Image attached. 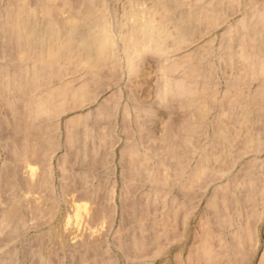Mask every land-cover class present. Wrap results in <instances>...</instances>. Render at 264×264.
Instances as JSON below:
<instances>
[{
  "label": "rangeland",
  "instance_id": "rangeland-1",
  "mask_svg": "<svg viewBox=\"0 0 264 264\" xmlns=\"http://www.w3.org/2000/svg\"><path fill=\"white\" fill-rule=\"evenodd\" d=\"M29 1L30 6L35 7L31 8L35 9V11H38L41 16L44 14V12L45 16L43 15V17L46 18L49 15L51 17V15L54 14V16L51 17L50 21L51 23L53 22V26L50 27V23L48 25V21L44 20L45 18L43 19L40 16V18L38 19H40L42 24L39 20V23H37L38 21H36V27L41 24L39 25L40 27H37V29L41 30L44 25H48L42 30L48 29V27H50V29H54L53 32L57 33L58 29L57 27L55 28L54 21H52L56 20L55 24H58V26L61 28V30H59V32L57 33V38H59L58 40H62V36L63 38H65L67 43H70L69 39L73 38L71 39V41H74L75 44H78L79 47L77 46V49L81 47L80 44H84L85 41L92 40V36L97 27V23L102 21L104 18L106 20L104 23L109 29V34L117 42V45H120L122 43L121 40L123 39L125 32H127L129 23L133 19L129 17V13L133 9H137V11L141 13L143 12V9L145 11L148 10V13L150 9H154V12L152 11L149 13V16H151L153 13L155 14H153L154 20L161 19L160 16L164 17L163 14L165 12H169L170 14L172 13L170 16H173V19L171 17L170 20L168 19V27L171 29V31L173 30L172 33H174V31L176 34L182 32L180 31V29H182V25H184V22L182 21L181 16H179V13H177L176 9L172 8V10V6L167 4V2L170 0H163L165 1L164 3L162 0H158L161 3L157 0H92V8L90 7L91 9H87L88 5H86V3L84 2H78L80 4L75 3L82 0H62V2L60 0H56L55 2L46 0L45 3L43 0H35V3L39 7V9L37 6H35L36 4L33 3V0ZM39 1L40 5L38 3ZM71 1H73V4ZM172 1L176 5L177 3L180 4L179 8H181L180 11L183 15L194 17V19H196L195 24L191 22H185V25L189 24L188 26L193 27L191 28V32H193V30H196L194 34L191 32L189 33L190 28L188 29V27L184 25L186 27V29H184L186 34L188 32L187 35L190 36H187L189 39H185L187 41L177 44V47L176 45L174 47H171L167 43L169 40H171L169 41V44L173 45L172 37L170 36L166 42L168 48L171 49H168V51H166L168 52V54L165 52V49L167 48H165V46H167L166 43L162 46V48L164 47V50H161V46L157 45V47L153 46V48L151 46L152 50L150 47L148 50H143L145 54H142V57H144L145 61L139 58L141 56L139 54H137V57H135L136 60H138L139 58L137 62H144L140 63L141 68L138 65L139 63L137 64L136 62V65L138 66L135 65V58H133V61H131V59H128L126 61L129 65H131V67L133 66L132 68H138L133 71L130 70L131 68L129 65L121 62V60H119V63L118 61H116L115 66H113V63H102L103 65L93 62H91V64L88 62L89 65L85 64V62L84 64L81 62L79 63V65H76V63L72 62L69 63L68 66L70 70L69 68L66 69L69 70L67 72L63 70V83L69 84H67L66 87H82L85 82L86 85H89V82L90 85L87 86V88H90V93L86 97H78V99H76L77 96L75 98L72 97L73 90H71V88L69 90L70 96L64 100L61 107L58 108L57 111L59 112L66 107H72L70 108L71 110L66 113L67 115L73 113L76 110L89 109L98 102L99 98H103L109 95L112 91L120 89L121 93L123 92V94H136L139 96H143L145 100L148 99L145 102L143 101L142 104L150 105V109H152L151 111L155 115V119L158 118L161 120L165 118L166 126L173 124H178L181 126L182 122L185 121L190 114L189 109L186 108L185 105L182 106L183 102L180 103V98H178L179 95H177V99L176 97H174V95H172V99L175 98V102H172V100L170 99L171 95L169 96L167 93H165L167 91L166 87L172 80H170L171 77L175 78L179 75L182 76V73L185 72L184 70H187L188 74H191L190 76L192 77L196 75L195 73L198 72V75L194 76L193 78H196L197 80L200 77H205V79L207 77V83L204 82L205 79L202 80V82L205 83V86L202 87L206 88L207 85H211V89H214L209 90V87L207 86L206 91L210 92L208 97L211 99V102L215 107L212 108V110L207 115V119L205 120V122H203V127L205 126L207 134L204 133V135L203 133H200V130H198L196 150V163L198 165V162L200 164L201 159L204 161L203 152L204 150H206L204 147L205 144H207L208 147L212 144V146H210V148H212V152L218 149L222 152L224 151L221 149V146L225 147V145H217L220 143H215V129L218 128L216 114L219 113V108L224 104H228V108H230L229 115H231L230 111L232 109V105L235 102H242L243 100H245V104L246 102H253V98L257 94V92H259V90L264 94V53H262V55H257L256 53H254V56L257 55L255 56V58L253 55H251V53L254 52L252 51L253 48L251 47V45L253 46V44L256 43V40H254V34L253 36L251 35L253 32H250L253 28V30H256L257 26L264 29V0ZM47 2L55 8L54 13L51 7V9L49 10L51 14L46 13L45 10H47L50 6ZM56 2H61L62 4ZM14 3L15 2H12L11 0H0V23L2 21L1 13H3V21L7 19L5 22H8L7 24H9L10 21L8 20L10 19L7 15V9L10 11V6L8 5H14ZM46 3L48 7H46ZM13 5L12 9H14ZM220 6L223 7V10L221 12H219L220 10H218V7ZM55 11L57 12L58 17H56L57 15ZM169 13H167V15L164 14L165 17L168 16ZM176 13L177 17H180V21L177 20L178 18L176 17ZM145 15H147V11ZM167 18L168 17H166V19ZM57 19H61V26ZM62 19L66 22H62ZM174 20L176 24L174 23ZM3 21L2 23H4ZM2 23L0 24V26H4L2 28L0 27V32H5L4 30H6L7 24L4 23L2 25ZM7 29H9V25ZM177 29H179V31ZM9 31L10 30L6 31L8 32V34L6 33L8 37H10L11 35H9ZM28 34L30 33H28L27 31L26 34L23 35V38L20 37L24 40V37L27 35V37L25 38L26 40L22 43V46H27L29 42ZM7 35L5 36V34L3 33L2 38L0 37L1 43L3 42L1 44L3 48H0V65H5V67L3 66L2 69V72L4 74L1 72L2 67H0V73L2 74L0 77V81L2 83H6V86L3 84V88L1 86L2 83L0 82V264H50L47 263V260L44 257V247L40 246L38 240H36L34 237L36 229H29L27 224H23L27 223L26 218L22 212H20L19 214V208H15L14 206L16 205L17 207L18 198L28 202L31 194L28 191L20 192V196L18 194H14L16 192L14 185V175L16 172L13 168V164L15 163V161L16 163L17 161L18 163L19 161L21 163H24V167L22 166V172L27 173L30 166L28 157L30 155L32 145L34 146V144H31L30 148L29 144L27 143H19L21 139H25V137L22 138V136L26 128H20L18 115H20L21 112H24L26 107L25 105H19L18 102L16 104L15 101H18V93L16 97V95L14 96L12 94H9L10 92H8L9 88L11 87L10 90L13 89L14 87L12 86L16 84L15 81L12 82L13 78L11 76L13 75L14 80H16L17 75L14 76V74H12L10 75V77H7V68L9 69V73H11V66H16V64H12L13 61L10 62L11 60H9L11 57L10 55H12V57L14 56L12 58L13 60L16 56H18V54H16V50V56L15 54H13L14 47L11 52L12 43L13 45H16V48L22 46H20L19 44L21 40L19 38L20 34L18 38L15 39H18L17 42H15V40L14 42L11 41V38H13L12 35L9 39L7 38ZM59 35L61 36L59 37ZM69 36L71 37L69 38ZM5 37L8 40L7 42ZM66 37H68L69 39H66ZM130 38H132V40L130 41V43L133 44H131L132 46H137V44L139 45L136 39V41H133V39L135 38L134 36H131ZM4 42L7 43V45L8 42H10L11 47H9V45L7 47L8 49L10 48L9 50L11 53L8 49V51L5 49L7 47H5L6 44H4ZM74 43H72L71 45L75 46ZM67 47L70 48L69 46ZM120 48L121 46H118L117 54L121 56L122 52ZM157 48H159V50ZM247 50L248 52H252L246 54ZM159 51L163 54H161ZM7 52H9V56L7 55ZM72 53L73 51H70V55H72ZM140 53H142V51ZM198 53L199 56L197 55ZM249 54L250 57L248 58ZM164 55L166 56V58H164ZM191 55H193V58L191 57ZM194 56H196L197 59ZM6 57L9 59H7ZM191 58L194 61L191 60ZM255 59L256 62H250V60L255 61ZM188 60L192 62L188 64ZM129 61H131L133 65L129 63ZM196 62H199V64H197ZM117 67L119 72H117ZM173 67L175 68L171 72V69ZM195 67L197 68L196 71H194ZM109 69H111L112 71H109ZM105 72L110 76L112 75L113 78L111 77V79L110 77H108V74L104 76ZM114 73L116 75L121 73L122 74L120 76L118 75L119 77H114ZM208 73L209 76L207 75ZM101 74L104 77H102V79H99L101 77ZM185 74V77L188 76L187 72ZM160 75L161 79L159 78ZM55 77L56 76H54L53 78L51 77L53 79L52 82L54 83L57 82L56 79H54ZM8 78L11 79H9V82L7 83L8 80L5 81V79ZM103 78H105V82H103ZM109 78L111 79V81ZM166 78H169L170 81L168 82V79ZM95 79L97 82L104 84L102 86H99L100 84L98 83H96L97 85H94V83L96 82ZM164 80H166L165 83L167 82V85L163 84ZM198 81L201 84V80L198 79ZM159 82L160 84H158ZM199 83L197 82V85L196 82L194 83L196 85L195 87L198 86V90L199 87H201ZM10 84L12 85L9 86ZM162 84L165 88L162 87L160 91L159 88L161 87L159 86ZM2 88L4 90V93ZM15 88V91L12 90L13 93H16L19 87L15 85ZM156 89L160 91L162 97H158L159 93L157 94ZM192 91L194 92V90ZM199 92L201 96L202 94L204 96L205 89H201ZM260 92L259 94H261ZM163 93H165L168 97L166 96L167 98L164 97L163 99V96H165V94ZM200 95L199 97L201 98ZM5 96L6 99L3 98ZM155 96L161 100H159L160 103H164L163 106L155 104ZM8 98L11 99L8 100L10 101V103L7 101ZM161 98L163 99V101ZM166 99L169 100L168 102H170L171 100L172 105L168 103L171 108L168 105V107L166 106L167 102L165 101L166 104L164 102V100ZM112 103L114 102H110L107 104L112 105ZM180 104L182 107L180 106ZM157 107L159 110H163V112L160 111L159 114H156L157 112L154 109H156ZM217 109L218 111H216ZM13 115L15 116V119ZM182 119L183 121H181ZM169 120L175 122L169 123ZM261 120L262 119L257 120L259 122H257L255 128L252 129V133H255L256 139L254 140V142H252V144L250 143L251 145L244 143V134L246 133L243 129L240 128V126H238L237 124L235 125V123L232 121H223L224 123L222 122V125L226 130V133L228 134L227 136L228 140L231 142V148H228V150L225 147V155L223 154L221 158L211 159L210 162L208 161L207 167L208 165H210L212 169L206 168L207 174L203 172V177L201 176L202 173L198 174L197 172L198 263H200L199 261L201 260L203 264H262V262L264 264V137H261L264 131V121ZM166 126L164 129H166ZM10 128L12 129L11 132L14 136V140L12 136L10 138ZM19 135L21 136L20 138L18 137ZM209 140L211 144L210 142L208 143ZM208 170H210V172L212 171V173H210ZM2 171H4L3 174ZM36 171H38L37 168ZM32 175L33 172L31 174V177L34 178L35 174L33 176ZM204 175L206 177V181ZM251 230L253 231L252 235L249 232ZM205 233H207V235L209 236L208 241L206 237L204 239ZM241 236H243L244 238H241ZM204 251H206V253ZM199 254H201V257H199ZM52 260L54 264H76L75 257L65 256L58 258L54 256L52 257ZM80 261H82V259ZM91 262L92 259L90 260V262L87 261V263L89 264Z\"/></svg>",
  "mask_w": 264,
  "mask_h": 264
},
{
  "label": "crops",
  "instance_id": "crops-1",
  "mask_svg": "<svg viewBox=\"0 0 264 264\" xmlns=\"http://www.w3.org/2000/svg\"><path fill=\"white\" fill-rule=\"evenodd\" d=\"M23 97L15 102L26 107L28 142L34 144L28 161L38 171L33 178L32 166L22 172L24 163L15 161L14 194L31 195L14 206L24 214L23 224L36 229L47 263L67 256L76 264H203L197 155L182 125L157 118L148 127L141 120L152 110L142 104L148 99L120 89L67 115L72 107L57 110L68 92L50 113L37 112Z\"/></svg>",
  "mask_w": 264,
  "mask_h": 264
},
{
  "label": "bare ground",
  "instance_id": "bare-ground-1",
  "mask_svg": "<svg viewBox=\"0 0 264 264\" xmlns=\"http://www.w3.org/2000/svg\"><path fill=\"white\" fill-rule=\"evenodd\" d=\"M11 1L15 2V3H14V5L12 4L14 6V9H12L13 8L12 5H10V4L8 5V6H10V11L7 9V13H8L7 15L9 16L8 18L10 19V20H8V21H10L9 24H7L8 22L7 23L5 22L7 19L5 21H3V19H4L3 16L4 15H2L3 13H1L2 21L4 23H6L7 26H6V30H4L5 32H0V34H1L0 37L2 38V34L3 33L6 36L8 34V32H6V31L10 30L9 31V35L10 34L12 35L13 38H11V41L14 42V40L16 38H18L19 34H20L19 38L20 37L23 38V35H25L27 31L30 34H28L29 42H28L27 46L26 45L22 46V43L26 40L25 38L27 37V35L24 37V40L20 38L21 39L20 43L18 42L20 44V46H22V47L16 48L15 47L16 45H13V43L10 41L12 43V47H11L10 46V42H8L9 47H11V52H12V49L14 47L13 54H15V50H16V54H18V56H16V54H15V56L17 57V58L16 57L14 58L16 63L12 59L14 56L12 57V55H10L11 56L10 59L6 57L7 59L11 60L10 62L13 61L12 64L13 63L16 64V66L14 64H13L14 65L13 67L11 66V68H10V72L11 73H9V69L7 68V70H8L7 75L8 76L7 75L6 76L10 77V75H12V74H14V76L17 75L16 80H14L13 75L11 76L13 78L12 82L15 81L16 82L15 85H17V87H19L18 90H17L18 92L16 91V94L18 93V95H20V96L24 95L23 102H26V103L29 102V103L35 104L33 109L36 110L37 112L40 109H41V111L46 109L45 111H43L45 113H50L52 110L55 111V109L61 105V100L63 99V95L66 92H68V97L70 96V91L69 90L71 88H72L71 90H73L72 91V93H73L72 97L75 98L77 96L76 99H78V97H82V98L86 97L90 93V88L89 87L87 88V86L90 85L89 82H88L89 85H86V82H85V84H83L82 87H80V86H72V87L67 86L66 87V85L68 83L64 84L62 82V80L57 81L56 83L52 82L53 79L50 80V77L53 78L54 76H60L64 72L63 70L66 71V69L69 68V66H68L69 63H71V62L72 63H76V65L77 64L79 65V63H81V62L83 64H84V62H85V64H88V62L90 64H91V62L100 63V65L102 63H107V64L113 63L114 64L113 66H115L116 61H118V63H119L120 62L119 60H121V62H124L127 65H129L126 61L128 59L129 60L131 59V61H133V58L137 57V54L141 55L140 57L138 55V57L140 59H143V61H145L144 57H142V54H145L143 52V50H146V49L148 50L149 47L151 48V46H152V48H153V46H155V47L161 46L160 49L164 50V47L162 48V46H163V44H165L167 42V40L169 39L170 36L172 37V42L173 43L172 42L171 43L173 45L169 44V41H171V40H169L167 42L168 45H170L171 47H174L176 45V47H177V44H180V43H183L184 41H187L185 39L188 38L187 36H189V35H187L188 32L186 34L184 29H186V27H188V29L190 28L189 29V33H190L192 31L191 28H193L191 26H188L189 24L185 25V22L186 23H190L191 22L193 24H195V22H196V19H194V17H188V16L183 15L181 13V11H180L181 8H179L180 4L177 3V5H176L172 0H170V1H168L169 3L167 2V4L172 6L171 9L172 8L176 9L177 13H179V16H181V19L184 22V25L186 26L185 27L184 25H182L183 26V28H182L183 30L180 29V31H182V32H179L178 34H176L175 31H174V33H175L174 34V33H172L173 30L171 31V29L168 27L169 20L173 17V16L172 17L170 16L172 13L171 14L169 12H165L164 13L165 15H167V13H169L168 16H166V17H168L167 19H166L165 15L163 14L164 17L160 16L161 19L154 20L153 19L154 15H155L154 13H153L154 15L152 14L153 16L152 15L149 16V13L152 12L154 9L153 10L150 9L149 13H148V10H146L147 11V15H145L146 11L144 9H143V12H142L143 14L141 12L137 11V9H133L129 13V17L133 18V19L130 21V23L128 25L129 27L127 26L128 27L127 32H125V35H124L123 39L121 40L122 43L120 45L119 44L117 45V42L109 34V29L107 28L106 24L104 23L106 21L105 18H104L102 21L97 23V27H96V29H95V31L93 33L92 40L91 41H85V43L84 44H80L81 47L79 49H77L78 44H75L74 41H71V39H73V38H70L71 36H69L70 39L68 37H66V39L70 40V43H67L65 38H63L61 35H59V37L61 36L62 40H60V41L58 40L59 38H57V36H58L57 33L59 32V30H61V28L58 26V24L57 25L55 24L56 20H52V21H54V26H55V28L57 27V29H58L57 31L58 32L55 33V32H53L54 29H50V27L53 26L52 25L53 22L51 23L50 21H51V17L54 16L53 13H54V9L55 8L52 7V5H50L48 2L47 3L50 6L48 7L47 3H46V7H48V9H47L48 11L47 10H45V11H46V13L51 14V12H49V10L52 8L53 9V13H52L53 15H51V17H50V15L49 16L47 15L49 18L48 17L46 18V17H43V15L45 16V12L41 16L38 11H35V9H32L34 6L33 7L30 6V1L29 0H11ZM33 1H34L33 3H35V0H33ZM43 1H44V3L46 2V0H43ZM51 1L55 2L56 0H51ZM60 1L62 2V0H60ZM91 1L92 0H82V1H77V2L74 1V2L77 3V4H80L81 2H84V3H86V5H88V7H87V9H88V8H90L92 6V4H91L92 2ZM28 2H29V4H28ZM61 2H56V3L60 4ZM71 2L73 4V1H71ZM78 2H80V3H78ZM158 2H160V1H158ZM164 2L165 1H163V3ZM9 3H10V1H9ZM38 3L40 5V1ZM93 3H95V2H93ZM8 6H7V8H8ZM35 6H37V4ZM38 9H39V7H38ZM218 10H220L219 12H221L223 10V7L222 6L218 7ZM88 11H90V10H88ZM141 11H142V8H141ZM144 11H145V13H144ZM170 12H172V11H170ZM55 13L57 15L56 17H58V14H57L56 11H55ZM126 13H128V12H126ZM177 13H176V17H177ZM40 16L43 19L45 18L44 20L48 21L47 22L48 25L50 23V27H48V29L42 30L44 27H46L48 25H44V27H42L41 30L37 29V27H40L39 25L42 24L40 19H38V18H40ZM179 16L177 17L178 18L177 20L180 21L181 19H179L180 18ZM5 17H6V15H5ZM174 19H175V17H174ZM38 20L41 22V24H39L36 27V25H37L36 21H38ZM2 21H1V23H2ZM39 21L37 23H39ZM58 21H59V24L61 26V19H59ZM63 21L64 20L62 19V22ZM64 22H66V21H64ZM4 23H2V25ZM47 23H45V24H47ZM174 23H175V20H174ZM8 25H9V29H7ZM188 29H187V31H188ZM253 29L250 32H253L251 35L253 36V34H254V36H255L254 40H256V43L254 41L255 44H253L254 47L251 45V47L253 48L252 51H254V52L251 51L253 53L252 54L251 52H248V50H247L246 54L247 53H251V55L254 56V53H256L257 55L258 54L262 55V53H264V29H262L261 27H258V26H257L256 30H253ZM177 30L179 31V29H177ZM125 31H126V29H125ZM178 31H176V32H178ZM195 31L193 30V32H191V33L194 34ZM11 35H10V37H11ZM65 36H66V34H65ZM131 36L135 37L133 39V41L137 40L139 45L137 44V46H135V45L132 46L133 44L130 43V41L132 40V38H130ZM173 36H174V38H173ZM10 37H8V35H7L8 39ZM137 37L139 38V40H138ZM7 38L5 37L6 42L8 41ZM173 39H174V41H173ZM17 41H18V39L15 40V42H17ZM71 42L74 43L76 47L72 46ZM2 43H1V39H0V48L2 47L1 46ZM167 43H166V45H167ZM4 44H6L5 47L8 46L7 43L4 42ZM24 44H26V43H24ZM135 44H136V42H135ZM168 45L165 46V48L167 47L166 48L167 50L165 49V52L168 51V49L171 50L170 48H168ZM67 46H69L70 48H68ZM118 46H121V48H120V50L122 52L121 56L119 54H117ZM72 47H73V49L74 48H76V49L73 50ZM133 47L134 48L136 47V48L134 49ZM152 48H151V50H152ZM254 48H255V50H254ZM5 49L7 50L8 47L5 48ZM157 49L159 50V48H157ZM172 49H174V48H172ZM70 51H73L72 55H70ZM141 51H142V53H140ZM249 51H250V47H249ZM9 52H10V50H9ZM9 52H7L8 56H9ZM166 53L168 54V52H166ZM161 54H163V53H161ZM197 55L199 56V53ZM257 55H255V56H257ZM196 56H194V57H196ZM255 56H254V58H255ZM191 57L193 58V55H191ZM249 57H250V54H249L248 58ZM139 58H138V60H139ZM164 58H166L165 55H164ZM192 58H191V60H193ZM16 59H17V61H16ZM196 59H197V57H196ZM138 60H136V58H135V61H134L135 65H136V62ZM0 61H1V59H0ZM131 61H129V63H131L133 65V63ZM143 61H141L140 63H142ZM191 62L192 61H189L188 64H190ZM250 62L254 63V62H256V59H255V61L254 60H252V61L250 60ZM138 63L139 62H137V64ZM140 63L138 65L141 68ZM117 64H116V66H117ZM197 64H199V62ZM73 65H75V64H73ZM138 65H136V66H138ZM3 66L5 67V65H3ZM3 66L0 65V67H2L1 68V72H2ZM129 66L131 68L130 69L131 71H133V70H135L137 68L136 67L134 69V68H132L133 66L132 67H131V65H129ZM189 66H191V65H189ZM175 67H173L171 69V72L174 70ZM177 67H179V66H177ZM187 67H188V65H187ZM111 69H109V71ZM116 69L118 70V67ZM196 69L197 68L195 67L194 71H196ZM69 70H70V68H69ZM184 71L185 72L182 73L183 74L182 76L179 75L178 77H175V78L174 77L173 78L169 77L170 80L172 79L171 81L169 80V78H166V79H168V82L170 81V83H168L169 85H167L166 84L167 82L165 83L166 80H164L163 84L167 85V87H166L167 91L165 92V90H164V92L167 93L169 96L171 95L170 99L172 100V102H175V100H174L175 98L172 99V97H173L172 95H174V97H176V99H177V95H179L178 98H180L179 99L180 103L183 102L182 106L185 105V107L189 109V113L190 114L188 113L189 114V116L187 117L188 120L184 116L186 118V120L183 121V119H182L181 121L184 122V123L182 122V126L184 128V135L187 138L190 139L191 143H195V151H196L197 150V141H198V139H197L198 138V130H200V133L207 134V130H206L205 126L203 127V122H205V120L207 119L208 113L212 110V108H215V107H214V104L211 102V99L208 97L210 92L206 91L208 85L206 86V88H203L205 86L204 82L207 81V77L205 79V77L203 78V77L199 76L200 78H198V79L201 80V84H200L198 79L196 80V78H193L194 76L198 75V72L195 73L196 75H194L192 77V76H190L191 74H188L187 70H184ZM117 72H119V70ZM186 72H187L188 76L185 77V75H186L185 73ZM190 72H191V69H190ZM107 74L108 73L105 72L104 76H106ZM121 74H118V75L120 76ZM192 74H193V72H192ZM1 75L2 74L0 73V77H1ZM118 75H116L114 73L113 76L116 77ZM207 75L209 76V73ZM3 76H5V75H3ZM104 76H102V74H101V77L99 79H102V77H104ZM108 77L111 78L112 75L110 76L108 74ZM167 77H168V75H167ZM159 78L161 79V75L159 76ZM9 79H11V78L5 79V81L8 80L7 81V83H8ZM54 79H56V77ZM103 79H104L103 82H105V78H103ZM111 79H110V81H111ZM192 79H195L196 81L192 80ZM204 79H205V81L202 82V80H204ZM114 80H115V78H114ZM208 80H209V78H208ZM95 81H96V79H95ZM98 81H100V80H98ZM194 81L196 82V85H197V82L201 85V87H199V90L197 89L198 86L195 87L196 85L194 84L195 83ZM48 82L51 83L52 85L49 86V84H48L46 86V88L43 87V88L39 89V87L42 84L44 85V84H47ZM161 82H163V81H161ZM96 83L100 84L99 86H102L104 84V83L101 84L100 82L96 81L94 83V85H97ZM192 83L194 84V87H193ZM202 83H204V84H202ZM3 84L5 85L6 83L5 82L2 83V85H1L2 87H3ZM56 84H59V85H56ZM158 84H160V82ZM163 84L159 86V87H161V88H159V90L162 89V87L164 86ZM11 85L12 84H10L9 86H11ZM15 85L12 86V87L15 88ZM210 86H208L209 90H214V89H211L212 87H210ZM3 88H2V90H3ZM10 88H9L8 92L12 93L13 91H15L14 88L11 89V90H10ZM47 88H49V89H47ZM163 88H165V87H163ZM201 89L202 90L205 89L204 96H203L202 93H201L202 96L200 95L199 91ZM156 90H157V94L159 93L158 97H162L161 94H160L161 90L160 91L158 89H156ZM175 90H176L177 94L175 93ZM192 90H194V92ZM197 90H198L199 94H198ZM0 91H1V89H0ZM5 91H6V89H5ZM259 92H260V90H259ZM259 92H257V94L254 96L253 102L251 101L252 104H251V102L250 103L246 102V104H245V100H243L242 102H235L232 105V109L230 111L231 115H229V109L230 108H228V104L227 105L224 104L225 106L223 105L222 107L219 108V113L217 112L218 114H216L217 115L216 116V121H217L218 128L215 129V131H216V136H215L216 137V142L215 143H220V144H217V145H225L226 149H228V148L230 149L231 148V146H230L231 142L228 140V136H227L228 134L226 133V130L224 129V127L222 125L225 121H232V122L235 123V125L237 124L238 126H240L241 129L244 130V132L246 133V134H244L245 135L244 136L245 137L244 143H247V144L251 143L252 144V142H254V140L256 139L255 138L256 136H255V133L254 134L252 133L253 132L252 129H254L256 123L259 122L257 120L262 119L264 121V100H263L264 99V97H263L264 94L262 92H260L261 94H259ZM3 93H4V90H3ZM165 93H163V94H165ZM192 93H193L194 96L192 95ZM212 93H213V91H212ZM197 94H198V96H197ZM199 95L201 96V98L199 97ZM156 96H155L156 100H154V101H156L155 104L160 103V101H161ZM166 96L167 95L165 94V96H163V99ZM3 98L6 99V96L3 97ZM10 98H11V95H10ZM10 98H8L7 101L11 100ZM163 99H162V101H163ZM171 100H170V102H171ZM165 101L167 102V104H166ZM168 101H169L168 99L164 100L166 106L167 105L169 106V104L172 105V102L170 103ZM254 101H255V103H254ZM8 102L10 103V101H8ZM177 102H178V100H177ZM9 103H7V104H9ZM11 103H12V101H11ZM161 103L164 104L163 102H161ZM0 105H1V103H0ZM177 105H179V104H177ZM254 105H255V107H254ZM180 106H181V104H180ZM253 107L255 109L257 107V109L255 110ZM105 110L106 109H104V111ZM41 111H39V112H41ZM216 111H218V109ZM170 113H172V112H170ZM143 117L144 118H142L141 120H144L145 124L148 127L151 126L150 122L155 120V115L152 113V111L148 112V114H145ZM18 121L20 123V125H19L20 128H22V129L26 128V130L23 132V136H22V138L25 137V139L24 140L21 139L19 141V143L23 142V143L29 144V142H28L29 129L26 126L27 121L25 119V113L24 112H21L20 115H18ZM48 127H50V126H47V128ZM183 128H182V131H183ZM263 135H264V131H263L262 136L261 135L260 136L264 137ZM18 137L20 138L21 136L19 135ZM209 142H210V140L208 141V143ZM181 144H183V143H181ZM210 144H211V142H210ZM210 146H212V144ZM210 146L208 147L207 144L204 145V147L206 149L203 152L204 161L201 159L200 160V164H199V162H198V165L196 163L197 172H198V174L202 173L201 174L202 177H203V172L207 174L206 168L207 169H209V168L212 169V167L210 165H208V167H207L208 161L210 162L211 159H218V158H221L223 156V154L225 155V153H224L225 152V147L224 146L223 147L221 146V149L224 150L223 152L221 150H219V149L212 152V148H210ZM29 147L31 148V144H29ZM196 153H197V151H196ZM30 166H32L31 170L33 172V175L36 174V172H37L36 171V168H37L36 165L34 166V164L33 165L30 164ZM208 171L210 172V170H208ZM3 173L4 172H2V174ZM210 173H212V171ZM208 175H210V174H208ZM197 177H198V175H197ZM204 177H205V175H204ZM205 181H206V177H205ZM4 182H5V180H4ZM224 212H226V211H224ZM248 230H249V228H248ZM249 232L252 235L253 231L251 230ZM241 238H244V237L241 236ZM262 255H263V252H262ZM262 264H263V262H262Z\"/></svg>",
  "mask_w": 264,
  "mask_h": 264
}]
</instances>
